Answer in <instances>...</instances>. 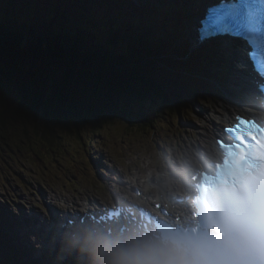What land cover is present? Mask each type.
<instances>
[{
	"label": "rangeland",
	"instance_id": "obj_1",
	"mask_svg": "<svg viewBox=\"0 0 264 264\" xmlns=\"http://www.w3.org/2000/svg\"><path fill=\"white\" fill-rule=\"evenodd\" d=\"M4 1H6V5H8L9 0ZM40 1L41 4H38V6H34L30 0H25V2L30 6L33 12H35H31L30 17L27 16L26 18H30V21L33 22H36L37 20L39 22V28L36 29L37 34L41 30L43 33H45L48 28L47 26H51V22L55 21V19L51 15H44L49 6V8H53L61 6L62 2L67 3V14L71 18H77V11L79 9H82V11H84L85 6L83 3L86 0H61L62 2L60 0ZM87 1L90 4H94V6L99 3V0ZM17 2L19 1L17 0ZM15 3L16 2H13V5ZM17 8L22 9L21 7ZM103 8L104 4L100 6V9L97 10L98 12H95V17H97L100 12L102 13L101 9ZM7 9L8 6L6 8H4L3 6L0 11V36L3 37L5 42L2 59L5 56H3V54L11 55L18 54L19 52V54L23 55L24 52L27 54L31 51L35 52L32 44L35 43L36 46H38V43L39 45L42 44L41 46L43 49L46 48L51 51V48H54V51L52 49V51H49L48 54H44L45 58L47 55H49L50 57H54L55 54L61 53L68 57L79 55L82 59H89V61H92L91 63H93L95 61H93L94 57L92 55H95L94 50L98 49V46L95 45V43L98 41V38H101V40L99 41L102 42L101 44L103 46L106 45L107 50L112 51V55L121 53L120 50L109 44V42L107 41L109 38L105 39L101 36V34L97 31V28L90 23L92 20L84 21L88 22L86 27L80 25L77 26L76 24H74V21L66 22L61 20V25L63 26L62 31L57 30V27L56 31H48L45 34L35 35V33L28 34L29 30H25V28H23V23L25 20L22 18V16H20L21 19L19 22L22 23V28L12 26L13 24H10L12 19L10 18H14V20L16 21L18 17L17 15H15L16 8L13 9L12 13L10 9ZM148 13H150V11H148ZM40 14H42L43 16ZM55 14L57 13L55 12ZM113 20L115 19L113 18ZM44 21L49 22L48 25L46 23H43ZM26 22L28 21L26 20ZM51 28L53 29L52 26ZM17 30H20L24 33H18ZM70 32V35L72 37H78V39H80L77 43L72 44V46L69 42V38H67L66 36V34ZM114 37H116L117 41L121 44L120 47L125 46L126 40H128L130 44L138 46L151 42V39H148L145 43L143 39L139 41L135 39H129V37H126V35V38L120 35H115ZM120 38H122L123 43L118 40ZM167 40L171 41V37L167 36ZM26 49L29 50L26 51ZM144 49L145 47L143 49L136 48L135 50H138L137 53L139 52L138 54L140 55L141 53L145 54ZM170 50L171 49H169V51ZM175 52L176 50L171 51L170 53L175 54ZM101 54V57H105L106 55L104 54V51H102ZM100 56L98 58H101ZM40 57H43V54L39 55L34 53L31 54V57L26 56V60H24V62L25 64L28 63L30 65V63L26 61L31 60L32 58L40 59ZM55 60L59 61L57 59ZM56 61H50L51 64H48V66H51L52 64L54 66L55 63H57V66H63V62L59 61L58 63ZM138 61H140V59H138ZM132 62L133 60L130 61L129 64H131ZM0 69H2V67H0ZM58 69L56 72L53 71V73L57 75V72H60ZM159 71L161 70L159 69ZM138 75L140 74L138 73L137 76ZM91 86L93 90H97V88L101 85L99 84V80H97L94 83H91ZM175 87H173L175 90H179L180 88L179 85H176ZM88 97L90 98V96ZM92 98L95 99L93 96ZM200 98L205 99H202L200 101ZM217 100L220 101L219 99ZM213 101L216 100L213 99L211 95L206 94L204 95V97H199L197 99L196 102L198 103L188 101V105L184 109H181L180 112H178L177 108H175L176 110L173 112L167 106H160L158 108L155 107V109L149 107L147 110L149 112H152L151 118L155 120L156 124L154 128L150 129L147 132H142V128L141 130H136L138 128H135L134 131L122 130L123 127L117 121L109 123L104 122L101 128L97 129L96 132L92 129H89L91 127L87 126L81 131L82 139L78 141L73 135L67 134V131L62 129V137L60 139L61 144L59 145V147H62L61 152L59 151L62 158H56V156H58V150L56 149V151L53 153L51 151V146H46V149L43 152H40L32 147L24 146L20 144V142L14 141L10 143V141H8L9 144L13 145V149H6L10 154H6L5 151L0 152V174L2 175V179L5 180V182L0 183V202L6 203L5 205L9 206V210H12V213H15L16 210L19 211L20 209H26L28 210V215L32 216L30 215L29 209L31 206H33V201L32 199L28 198L26 193H24V195L16 201H13L11 198L12 192L14 191V186L18 188V190H22L24 188L23 185H25L26 183L22 184V182L19 180L22 177H24V179L32 178V181L35 182L29 185L27 184L28 187H25L23 189V191L28 192L33 197H40L39 191L42 189H46L48 191L53 190L54 193L57 192L58 195L64 194L68 195L69 197H73L74 195L78 196L84 193L90 196L91 194L104 196V188L101 186L99 181L102 180V184H104V186L109 185V188H111L113 183H115L117 180L118 171H121L122 177L124 179H128L134 183L139 182L140 185L143 183L141 181L143 178L140 176L147 174L149 171L156 170V174L159 175V172H161L159 171V169H162L165 170V172L162 173L167 175L168 173H166V170L169 164L168 162L170 161L169 159H171L172 156L183 152L179 148L188 149V147H192L193 149L196 145H203L204 140L209 138L208 136L211 135L212 132L217 130L216 116L220 114V112L224 108V105L215 106L213 105ZM224 104L226 105V110L232 111V114L235 112V109L243 108L241 107L242 105H232L231 103H227L226 101ZM185 113H190L187 117L191 118V120H185ZM191 114H194V117H192ZM178 121H180V123H178ZM25 124H27V126H25ZM32 124V121H23L21 123L18 122V125L16 126L11 125V127H7L10 129L9 135L12 136V139H20V136L15 133L20 127L27 128L28 132L33 135V131H35V129L33 126L34 124ZM176 125L183 129L182 132L176 134L183 137L182 145L178 144L174 139V137H176V135L174 134ZM151 135L155 137V140H152ZM29 138L30 136H28V139ZM31 139L34 140V136ZM81 143H83L82 145L84 148V143H87V147L89 149H93H91L90 152H86L80 148ZM173 143L175 144V147H172ZM39 146V149H41L42 146ZM16 148L18 149L17 152L14 151ZM89 156H92L94 159L92 160L91 158H89ZM95 160H99L98 162L104 161V167L107 169L97 166ZM172 163L174 164V162ZM163 164H165V166L161 167V165ZM108 166H110L112 169H117V171L112 173ZM17 169H20V173H17ZM109 178H112L114 180L112 182H109L111 181L109 180ZM15 180L16 182L12 185V187L11 184L14 183ZM161 184L162 183L158 185V188L159 186H161ZM53 191L50 193L54 194ZM160 192L162 193L164 192V190ZM61 199L53 200L54 202H58ZM34 204H37V202H34ZM15 220L17 221V223H15L14 221L6 223L7 226L11 227V232H13L12 228L14 230V227L16 226L22 227L18 218H16ZM23 246L25 249L31 250L30 248H28L27 243ZM35 247L37 249H40L38 248V244H35Z\"/></svg>",
	"mask_w": 264,
	"mask_h": 264
},
{
	"label": "trees",
	"instance_id": "obj_2",
	"mask_svg": "<svg viewBox=\"0 0 264 264\" xmlns=\"http://www.w3.org/2000/svg\"><path fill=\"white\" fill-rule=\"evenodd\" d=\"M3 6L7 7L6 1L0 2V7ZM113 37L107 41L121 53L112 55L106 45L98 43V49L92 55L93 63L79 55L68 57L61 53L55 54V58L49 55L45 58L44 54L50 50L43 49L38 43V46L32 44L35 52L3 54L0 78L5 90L0 97V152L10 154L6 149H13V145L8 141H17L40 152L51 146L54 153L60 149L62 129L80 140L83 129L88 126L96 132L104 122L117 121L126 131L151 129L155 123L151 118L152 112L147 110L149 107L167 106L171 111L177 108L179 112L188 105V101L203 95L201 92L207 84L202 80L198 59L188 58L183 53V56H174L167 46L160 47L150 42L143 44L145 54L139 55L136 48H130L133 44L120 47L121 44ZM143 40L144 43L147 41ZM141 46L137 45V48ZM102 51L105 57H101ZM34 53L43 54V57L27 59L30 65L25 64L26 56L31 57ZM55 59L63 62V66H57V63L48 66ZM57 69L60 72L56 75L53 71ZM138 73L140 75L137 76ZM97 80L101 86L93 90L91 83ZM176 85H179V90L173 88ZM23 121L33 122L34 134L20 127L15 132L20 139H12L7 127ZM33 136L34 140L31 139Z\"/></svg>",
	"mask_w": 264,
	"mask_h": 264
},
{
	"label": "bare ground",
	"instance_id": "obj_3",
	"mask_svg": "<svg viewBox=\"0 0 264 264\" xmlns=\"http://www.w3.org/2000/svg\"><path fill=\"white\" fill-rule=\"evenodd\" d=\"M1 1H4V0H0V2ZM18 1L19 2H17V0H9V2H8V5H7L8 9H10L11 13H12L13 9L16 8L15 15L18 16L16 21L14 20V18H10V19H12L10 24H13L12 26H17L19 28H22V23H19L20 19H21L20 16H22V18L25 20L24 23H23V28H25V30H29L28 34H31V33H35V35L45 34L48 31H51V32L54 31V30L56 31L57 27H58L57 30L62 31L63 30V26L61 25V20L62 21H66V20H69L71 18L69 15H66L64 10H62V9L59 11V13L56 12L57 14H53L52 13V9L49 8L48 4H47L48 8H47V11H46V13L44 15H51L55 19V21H54L55 23L51 22V24H50L53 27V29L51 28V26H47L48 28H47L45 33H43L42 30H41L40 31L41 33L39 32L37 34V30L36 29L39 28L38 20L36 22L35 21L33 22V21H30V18H28V19L26 18L27 16L30 17V13L33 12V10L25 2V0H18ZM30 1L33 3L34 6H38V4H41L40 0H30ZM114 1L115 2L116 1L119 2L120 0H114ZM13 2H16V3L13 5ZM114 3H112V4H114ZM120 3H123V1H120ZM124 5L125 6H130L131 5V7L134 6V4L131 1H129V0H127L124 3ZM17 7H21L22 9H18ZM150 7H152L151 4H150ZM139 8L143 10V8H141V7H139ZM192 9L194 11H196L194 7H192ZM150 10H154L153 7ZM0 11H1V7H0ZM147 11H148V9L145 8V12H147ZM186 12H187V6L185 7V14H186ZM33 13H35V12H33ZM153 13L150 11L149 16L150 17L154 16ZM40 15H42V14H40ZM26 20L28 22H26ZM43 23H46L48 25L49 22L44 21ZM150 27L151 26H148L146 29H150ZM17 32L21 33L22 31L17 30ZM160 32L164 33V34H166V33L170 34L169 30H167V29L160 30ZM23 33L24 32H22V34ZM70 34H71V32L66 34V36H67V38H69V42L71 43V46H72V44L75 43V41H73V40H77V42H78L80 39H78V37H76V38L72 37ZM125 34H126V37H128L127 33H125ZM123 37L126 38L125 35H123ZM135 39L137 41L140 40V38L137 35H135ZM118 40L123 43L122 38H120ZM99 42L102 43L101 41H99ZM125 44L129 46V41L126 40ZM95 45L98 46V42H96ZM144 47H145V45L141 46L142 49ZM131 48L135 49V48H137V45L133 44V45H131ZM212 54L213 55H211L210 57H214L215 55H216V57H218V59H216L217 63H215L214 65L210 64V66H209V69L214 70V72L216 74L215 81L218 84L220 83L226 89H228V91L231 92L232 94H235V95H238L239 97H242V95H241L242 92L237 91L233 87L234 85L231 83L230 76H229V70L235 71V69L233 67V65L235 64V61L232 63L231 66H227V67H223L222 66V68L225 69V71H223V70H220V69H221V65L224 63L223 60H225L226 57L224 56L225 57L224 58L223 55H221L222 54L221 52L215 51V50H212ZM213 105H215V106L216 105H224L225 106L224 102H221V101H218V100L213 101ZM189 114L190 113H186V115H189ZM232 118H233V116L230 115V113H228L225 110V108L222 109L221 114H218L216 116L217 123H219V124H220V122H225V123L230 122V120ZM214 147L216 149L215 140L211 139L210 142H209L208 148L212 151V150H214ZM89 158H91L92 160L94 159L92 156H89ZM183 160L184 161H188V162H190V161L192 162L193 161V160H190V158H186V157H184ZM98 161L99 160H95L97 166H101L102 164H103V166H105V162L104 161L103 162H98ZM103 168H105V167H103ZM108 168L111 170L110 166H108ZM105 169H107V168H105ZM178 169H179V166L177 167V169H175V171H178ZM115 170L117 171V169H115ZM17 173H20V169H17ZM149 174H147V175H149ZM33 179H35V178H33ZM19 180L22 182V184L26 183L25 185H23L24 188L28 187L29 184L35 183L34 181H32V178H28V179L25 178L24 179V177H22ZM109 180H111L109 182L113 181L112 178H109ZM3 182H5V180L2 179V175L0 174V183H3ZM15 182H16V180L14 181V183L11 184V186L13 184H15ZM99 182H102V180H100ZM113 184L115 185V183H113ZM146 186L151 188V185H146ZM108 187L109 186L106 185V187H104L103 191L107 192L108 191ZM23 189L22 190H20V189L18 190V188H16L14 186V191L12 192L11 198H12L13 201H16V200L20 199L24 195V193H26L28 198L32 199V201H33V206H31L30 209H29L30 210V215H32V216L28 215V213H27L28 210H26V209H20L19 211L16 210L15 213H12V210H9L10 209L9 206L5 205L6 203L0 202V223H1L0 224V264H41V263H43V260H42L43 257L45 258V262L44 263H46V262L48 263L49 262V258L47 260V256L44 255V253L41 251V249H37L35 247V244H38L39 240H34L33 239V237L37 233L36 230H35L36 229V225H39L40 223H42L41 222V218L37 215V212H39V210H42L44 204H46V203L49 205V207L47 208V207L44 206L45 208H47V209H49L51 211H57V208L55 207V203H54V200H53L56 197H60V198H63L65 201H69V196L68 195H64V194L58 195L57 192L54 193L53 190L48 191L46 189H42V190L39 191L40 197H33L28 192L23 191ZM158 189L159 190H157V195L155 197H152V198L161 199V198L166 197L167 195H170V194H172V193H174L176 191V187L173 190H170L168 188L166 189V187L164 186V183H162L161 186H159ZM162 190H164V192L161 193L160 191H162ZM52 191H53L54 194L50 193ZM4 198H6V197H4ZM34 202H37V204H34ZM14 207H16V206H14ZM16 218H18L19 221H24V222L27 221L28 222L27 224H30L31 228H22V227L16 226V227H14V230L12 228L13 232H11V227L7 226L6 223L4 224V222L7 220L8 222L14 221L15 223H17V221L15 220ZM38 221H39V223H38ZM49 223L52 226V222L49 221ZM39 228H40V226H39ZM41 228L45 229V227H41ZM27 233H29L28 237L31 239V241H32L31 243L33 244V247L30 248L31 250L25 249L24 246H23L26 242H28V240L25 241L23 239V238H26V234ZM42 239L44 240L45 244H47V246H49V242L47 240L48 237L43 235ZM8 250L10 251L9 253H8ZM84 264H89V260L87 258H86V261L84 262Z\"/></svg>",
	"mask_w": 264,
	"mask_h": 264
},
{
	"label": "clouds",
	"instance_id": "obj_4",
	"mask_svg": "<svg viewBox=\"0 0 264 264\" xmlns=\"http://www.w3.org/2000/svg\"><path fill=\"white\" fill-rule=\"evenodd\" d=\"M75 245L89 264H227L207 237L171 225L158 226L150 234L105 233L92 226Z\"/></svg>",
	"mask_w": 264,
	"mask_h": 264
},
{
	"label": "snow or ice",
	"instance_id": "obj_5",
	"mask_svg": "<svg viewBox=\"0 0 264 264\" xmlns=\"http://www.w3.org/2000/svg\"><path fill=\"white\" fill-rule=\"evenodd\" d=\"M178 6L192 7L194 0H180ZM137 22L134 18L113 20L97 16L90 23L97 28L102 37L107 39L119 32L126 24ZM75 23L86 27L88 22ZM215 37L243 38L247 45L264 48V0H215L200 17L196 29V40L202 44ZM4 46V39L0 36V64H2ZM253 59H255V53L250 52L245 46L243 61L238 62L236 67L243 70L244 61L250 64ZM240 88L244 92L254 88L264 89V75H261L259 82L252 75L241 77ZM4 90L5 84L0 78V96L4 94Z\"/></svg>",
	"mask_w": 264,
	"mask_h": 264
}]
</instances>
